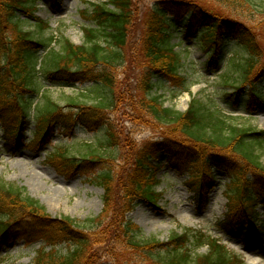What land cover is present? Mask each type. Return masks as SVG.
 Returning a JSON list of instances; mask_svg holds the SVG:
<instances>
[{
    "label": "trees",
    "instance_id": "trees-1",
    "mask_svg": "<svg viewBox=\"0 0 264 264\" xmlns=\"http://www.w3.org/2000/svg\"><path fill=\"white\" fill-rule=\"evenodd\" d=\"M33 1L0 0V55H3L0 60L11 66L2 76V91L10 90L9 103L17 105L26 103L22 98L26 91L42 92L43 97L44 90L37 79L39 74L45 75L51 83L92 80L98 84L94 93L99 95L100 89L106 91L105 101L96 97L98 99L89 105L68 97L65 103L68 109L45 94L43 105L36 107L37 139L32 142L42 149L47 142L42 134L56 123L68 132L76 121L91 130L98 131L102 127L103 136L97 138V147L83 144L75 152L59 148L50 152L47 160L59 173L65 176L83 174L89 183L101 187L103 206L96 216L82 220L69 216L52 218L46 214L43 205L24 193L21 186L0 177L1 237L9 235L12 224L24 223L35 229L41 228L53 243L66 241L69 244L64 254L39 253L33 264H104L103 248L111 253V264H120L128 246L142 248V253L149 254L154 264H244L216 238L196 229L173 232L165 242L146 239L140 227L127 218V213L137 198L156 205L160 194L154 192L153 187L158 180L148 160L162 149H171L169 144L174 141L179 147L169 150L173 165L183 166L189 156L202 157L244 175L247 184H264V164L259 155L264 131L250 120L224 113L209 98H191L184 111L165 105L163 94L158 92L163 82H155L153 72L140 73L143 63H150L151 68L169 76L170 80L177 79L174 82L180 84L185 82L177 74L179 59L164 19H160L165 14L158 8L143 19L139 13V0L93 2L91 10L83 15L91 24L82 25L84 39L76 44L62 34L43 39L37 30L24 29L25 20L20 18V12L33 15V6H29ZM162 6L191 11L188 24L205 29L202 43L206 47L218 44L228 33L239 35L241 41L247 43L250 56L238 78L240 81L225 82L235 94L259 64L252 77L257 79L264 74V47L261 44V41L264 43V0H162ZM255 14H260L262 19L257 21ZM29 41L47 46L41 60L34 58L26 48ZM224 97L235 104V96L225 93ZM7 105L5 101L0 106L4 122H8L4 118ZM114 110L117 121L109 118V113ZM122 118L134 125H147L162 137V141L138 142L131 131L120 129ZM149 121L153 123H145ZM23 124L24 114L11 123L6 137L20 133ZM20 141L21 138L14 147L6 146L15 149L21 145ZM180 144L186 148L183 150ZM106 147L111 151L108 152ZM249 172L252 181L246 179ZM236 182L240 183L239 177ZM239 203L244 204L241 220H232V209L238 210ZM255 204L253 197L243 201L235 195V201L228 203V212L219 227L232 236L244 233L238 225L241 221L248 225L257 221ZM202 246L207 248L206 251L197 254L195 251ZM126 255L127 262L136 263V260L131 261L132 256Z\"/></svg>",
    "mask_w": 264,
    "mask_h": 264
},
{
    "label": "rangeland",
    "instance_id": "rangeland-1",
    "mask_svg": "<svg viewBox=\"0 0 264 264\" xmlns=\"http://www.w3.org/2000/svg\"><path fill=\"white\" fill-rule=\"evenodd\" d=\"M102 1L105 0H61L59 7L53 8L49 5L50 0H38L35 16L42 19L47 18L49 26V28L42 31L41 35L44 36L50 33L53 35L62 34L76 44L82 43L84 39L82 25L91 24L89 20L87 21L82 18L83 11L90 8L92 2ZM142 1L145 7L154 4V0ZM262 13L264 14V12ZM254 16L257 21L262 19L260 14H255ZM22 18L25 19L26 16L22 15ZM139 32L140 30H137V33ZM180 38L182 37L173 39V42H178ZM261 44L264 47L262 41ZM175 50L181 58L178 65L179 74L188 80V83L185 85L188 92L178 93L176 91L177 88L171 82L167 83L168 81L166 80L168 79L163 77L166 80H163L165 83H162L163 87H160L158 92L163 94L165 105L169 107L173 106L177 110L183 111L187 108L191 98L197 97L204 99L207 96L210 99L218 101V103H222V91L225 89L215 82V71L206 68L204 64L206 55L202 54L199 42L194 44L193 41L186 40L178 44ZM238 50L239 48L235 41H227L225 49L226 55L234 54ZM226 62H222L218 70ZM238 70L237 68L235 71L229 72L228 78L237 75ZM261 86H264V80ZM94 90H97V87H93V84L90 83H78L75 85L55 84L47 86L46 95L50 100L57 101L60 105H64L68 97L83 100L88 105L96 97L105 101L106 91L100 89L98 90L99 95H97L94 93ZM225 108L230 111V108ZM111 113H109V118L117 121L115 119V115H117L115 110ZM232 113L234 115L231 114V116H237L236 114L238 112L233 111ZM241 118L250 120L259 129H264V109L252 115L243 113L241 114ZM145 123L151 125L153 122L149 121ZM119 124L128 131H131L133 137L138 140L150 138L154 136L151 133L156 132L144 124L133 125L126 118H122ZM140 125L142 126L140 127ZM26 128L28 131L32 128L29 121ZM1 132L2 129L0 128V135ZM29 133L27 137H29ZM102 134V128L98 132L92 133L80 125L74 128L71 136H66L56 129L48 150L64 148L67 145L69 149L75 152L78 150L76 147L80 142L85 140L94 142L96 138L102 137ZM106 150L108 152L111 151L108 147H106ZM259 154H261L260 159L262 164H264V149ZM159 162L163 164L156 176V179H159L160 182L154 188L156 192L161 193L158 197L159 208L156 210L143 201H137L127 213V218L140 227L143 237L146 239L154 238V240L164 242L171 233H179L188 227H202L211 230L213 233H218L217 230H214V222L222 216L225 210L226 199L224 189L222 188L224 184L222 180H224L225 174L220 170H214L216 179L217 181H221V185L216 182L209 193V202L206 209L202 213H198L193 202L192 193L184 185L186 176L176 175L168 167L163 155L160 156ZM0 177L4 181L21 186L24 193L43 205L46 214L52 218L69 216L82 220L88 216H96L103 206V191L101 188L87 184L82 176L72 178L60 176L50 164L46 163L45 153L41 151H32L25 148L19 150L14 155L2 152L0 154ZM259 211L264 212V206L260 207ZM222 240L227 243L226 246L235 254H239L242 258H245H243L245 264H264V244H254L248 247L254 248L253 250H247V248L243 249L238 241L230 242L225 237ZM41 244L42 239L40 238H34L32 243H28L24 239L11 241L7 247H3L0 251V264H32L33 261L35 262L37 260L35 250ZM125 249L126 254L132 256L131 261L136 260V263L127 262V255L124 254L121 256L123 259L121 264H126V262L128 264H154L155 262L149 254L146 252L142 253V248L128 246ZM135 250L141 252L139 260H137V255H134L136 253ZM205 251L206 247H201L195 252L200 254ZM62 252H65V249H62Z\"/></svg>",
    "mask_w": 264,
    "mask_h": 264
}]
</instances>
